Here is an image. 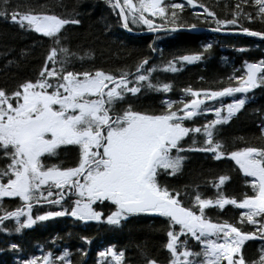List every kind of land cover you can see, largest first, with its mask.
<instances>
[{
  "label": "snow or ice",
  "instance_id": "obj_1",
  "mask_svg": "<svg viewBox=\"0 0 264 264\" xmlns=\"http://www.w3.org/2000/svg\"><path fill=\"white\" fill-rule=\"evenodd\" d=\"M7 2L3 0L4 4ZM243 2L247 3V0ZM187 3L192 5L195 0H187ZM252 4L256 7V15L264 21V0H252ZM113 7L120 9L118 15L125 28H128L129 19L133 24L143 23L152 32L164 27L145 17L146 12L154 17H164L166 12L162 0H136L135 3L133 0H123V4L116 0ZM182 7L180 4L171 5L172 17L176 16L175 10ZM236 8L240 9V5H236ZM204 12L209 17L215 15L207 8H204ZM238 15H244L249 20L253 18L242 10L234 11L233 19H217L218 27L214 31H220L222 25H236ZM11 20L22 28L26 26L29 30L42 33L56 45L60 43L58 34L64 25L80 23L79 20L34 11H13ZM172 23L175 24V21ZM189 28L195 29L196 25H189ZM171 30L175 31V27ZM242 32L264 38V31L242 28ZM211 47L210 43L203 45L205 50ZM58 52L61 54L60 60H57ZM71 55L66 48L52 47L47 54L45 67L34 82L20 83L11 92L0 88V153L2 158L10 160L0 168V199L18 197L21 201L19 207L0 215V223L11 218L16 225L14 231L20 232L38 222L71 216L82 222L119 226L132 214L158 213L168 218L170 225L164 244L170 253L168 264H247L240 254L241 245L256 235L264 239V147H245L227 153L242 172L253 178L249 181L253 195H245L240 201L218 195L213 201L202 199L197 193L192 204L198 207L199 214L193 207H185L181 203L177 198L179 192L161 186L158 176L162 172L172 175L180 171L185 159L180 153L185 150L213 152L217 159L225 154L221 151L220 142L214 141L215 127L227 123L246 104L247 93L264 86V60L245 62L246 75L236 78L239 86L224 87L218 91L185 89L192 99L187 102L164 100L158 114H149L133 110L131 105L120 110L116 108L126 95L134 96L142 88L169 91V84L151 82L149 77L154 69L146 67V57L136 64L134 72L120 71L119 75H114L101 69L67 70L65 65ZM179 59L192 62L200 60L201 55H185ZM49 61L52 63L50 68L47 67ZM165 67L176 71L172 62ZM234 93L242 95L239 99L233 98L227 105L205 107V111L215 113L216 119L201 127L184 126L183 121L196 116L205 101H214ZM174 105L177 106L174 108ZM261 131L264 133V128ZM190 132H202L204 147L182 149L179 146ZM62 145L78 146V162L74 167L42 164L45 154L55 156ZM173 150L176 155L172 154ZM225 179L221 176L219 183ZM53 187L57 190L55 194L51 190ZM53 195L54 199L51 198ZM72 196L75 199L64 207L65 198ZM104 201L114 205V210L106 216L93 206L96 202ZM41 203L59 206V210L33 216V205ZM212 204L221 209L227 204L246 209L240 213L241 222L246 219L249 224L258 225L257 232H242L232 224H217L206 219L204 209ZM21 217H24L22 222ZM256 217L260 219H254ZM174 226H178L179 230H174ZM182 234L199 242L200 251L188 248L186 240L179 241ZM10 247L17 249L14 244ZM99 255H111L115 264H121L124 253H117L113 247H108ZM67 257L65 250L61 256L53 258L49 253L42 259L43 264H70ZM24 264L38 262L32 258L24 261ZM146 264L157 262L149 259ZM252 264H264V251L259 260Z\"/></svg>",
  "mask_w": 264,
  "mask_h": 264
},
{
  "label": "trees",
  "instance_id": "obj_2",
  "mask_svg": "<svg viewBox=\"0 0 264 264\" xmlns=\"http://www.w3.org/2000/svg\"><path fill=\"white\" fill-rule=\"evenodd\" d=\"M120 2L123 4V0ZM114 3V0L111 3L109 0H8L4 4L0 0V13H3L0 14V88L11 92L20 83L34 82L40 70L45 67L47 54L52 47L66 48L72 54L65 67L74 72L95 69L114 75H119L120 71L134 72L136 64L146 57V67L154 69L149 77L151 82L167 83L170 85L169 91L142 88L134 96L126 95L116 108L120 110L131 105L133 110L158 114L163 108L164 100L181 101L183 98H191L185 89L218 91L224 87L239 86L236 78L246 75L245 62L256 63L264 60V39L254 36L184 31L132 34L123 26L118 8L113 7ZM173 4L183 6L182 9L175 10V17L171 15ZM238 4L240 9L236 8ZM162 5L166 12L164 17L145 13V17L156 25L186 28L196 25L200 28L216 29L217 19H233V12L242 10L253 18L249 20L244 15H238L236 25H222L221 30L242 31V28H249L251 31H264V21L256 15L257 10L252 0H247V3L243 0H195L192 5L187 0H162ZM204 8L214 13V17H209ZM13 11L42 12L63 19L79 20L80 23L64 25L58 34L60 43L56 45L42 33L29 30L26 26L22 28L12 22ZM173 20L175 24L172 23ZM129 25L136 32L148 30L143 23H131V19ZM209 43L212 47L205 50L203 45ZM197 53L201 55L200 60L183 62L179 59ZM60 58L61 54L58 52L57 60ZM169 62L177 63L176 71L166 69ZM47 67H52L50 61ZM247 95L249 100L246 104L227 123L215 127L214 141L220 142L224 155L217 159L213 152L185 150L180 153L185 157L180 171L172 175L162 172L158 176L161 186L179 192L177 198L181 203L185 207H193L197 213L198 207L192 204L197 193L202 199L213 201L218 195L237 201L242 200L245 195H253L249 183L252 178L244 174L239 165L227 155L245 147H264V133L261 131L264 128V86L252 89ZM211 120V115L196 116L184 120L183 124L194 128ZM203 140L202 132H190L179 146L182 149H199L204 147ZM172 154L176 155L175 150ZM78 155V146L62 145L55 156L49 157L45 154L41 162L45 166L74 167L78 162ZM8 163L10 160L2 158L0 153V168ZM221 176L226 177L223 183H219ZM51 190L54 194L57 191L55 187ZM51 198L54 199L55 195ZM74 199L75 196L70 199L66 197L64 207H68ZM20 205L18 197L2 198L0 215L13 211ZM93 206L105 216L114 210L110 201L96 202ZM55 210H59V206L34 204L32 215ZM242 211L246 209L231 204L221 209L212 204L204 209V217L217 224H232L242 232H257L258 225L249 224L246 219L241 222ZM23 219L24 217L21 222ZM15 227V221L11 218L0 223V264H24V261L32 258H36L38 264H43L42 258L46 254L51 253L54 258L61 256L65 250L68 252L70 264H115L111 255H99L108 247H113L117 253L123 251L121 264H146L149 259L155 260L157 264H168L170 259V253L164 247L170 225L168 218L158 213L132 214L119 226L82 222L71 216H62L38 222L20 232L14 231ZM174 230L178 231V226H174ZM82 237L87 239H81ZM178 239L181 242L186 240L187 247L192 251H200L199 242L191 236L185 237L182 234ZM13 244L17 245L16 250L10 247ZM262 251L264 239L256 235L241 245L240 254L247 264H252L259 260Z\"/></svg>",
  "mask_w": 264,
  "mask_h": 264
},
{
  "label": "rangeland",
  "instance_id": "obj_3",
  "mask_svg": "<svg viewBox=\"0 0 264 264\" xmlns=\"http://www.w3.org/2000/svg\"><path fill=\"white\" fill-rule=\"evenodd\" d=\"M115 2H116V0H114ZM119 2H120V0H119ZM121 3V2H120ZM119 11V10H118ZM130 26V25H129ZM170 27H181V26H170ZM164 28H169V26L168 27H164ZM181 28H185V27H181ZM162 29V28H161ZM168 31H172V30H168ZM168 31H161V32H168ZM141 32H143V31H141ZM173 32H182V31H178V30H175V31H173ZM158 33V32H157ZM183 62H188V61H183ZM175 66L177 65V63H173ZM49 80L50 81H52L53 83H54V81L53 80H51L50 78H49ZM196 92H199V91H197V90H195ZM248 94V93H247ZM246 94V95H247ZM241 95L242 94H240V93H234L232 96H225V97H221V98H217L216 100H214V101H205V103H204V105H201L200 106V109L198 110V114L196 115V116H203V117H205L206 115H211L212 116V120L213 119H216V116H215V113L214 112H210V111H205L204 109H205V107L206 106H208V107H220L221 106V104H224V105H227L228 103H230L231 102V100L233 99V98H235V99H239L240 97H241ZM247 97H248V100H249V96L247 95ZM193 97H191V98H189V99H187V100H185V98H183V100H184V102H187L188 100H190V99H192ZM223 111V110H222ZM238 112V111H237ZM236 112V113H237ZM235 113V114H236ZM196 116H194V117H196ZM185 127H187V126H185ZM190 128V127H189ZM244 173V172H243ZM245 174V173H244ZM252 178V177H251ZM253 179V178H252ZM157 214V213H156ZM197 214H199V213H197ZM22 218V217H21ZM125 220V219H124ZM211 221V220H210ZM211 222H213V221H211ZM213 223H215V222H213ZM235 255V254H234Z\"/></svg>",
  "mask_w": 264,
  "mask_h": 264
},
{
  "label": "water",
  "instance_id": "obj_4",
  "mask_svg": "<svg viewBox=\"0 0 264 264\" xmlns=\"http://www.w3.org/2000/svg\"><path fill=\"white\" fill-rule=\"evenodd\" d=\"M118 10L120 11L119 8H118ZM172 28L173 27L157 29L155 32H152V31H149V30H146V31H143V32H136V31L132 30L130 28V26L128 25V28H126V29L129 30V32H131L132 34L142 35V34H145V33H157V32H161V31H168V30H171ZM175 30L184 31V32H191V33H205V32H209V33H215V34L251 36V35H248L246 33H243L242 31H231V30L214 31L213 28L207 29V28L196 27L195 29H191V28H186V27L185 28L175 27ZM258 38H260V37H258Z\"/></svg>",
  "mask_w": 264,
  "mask_h": 264
}]
</instances>
